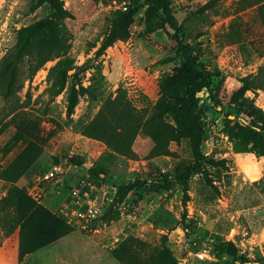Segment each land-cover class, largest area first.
I'll return each instance as SVG.
<instances>
[{
  "label": "rangeland",
  "instance_id": "374dc122",
  "mask_svg": "<svg viewBox=\"0 0 264 264\" xmlns=\"http://www.w3.org/2000/svg\"><path fill=\"white\" fill-rule=\"evenodd\" d=\"M62 1L69 18L58 27L69 33L72 65L65 89L54 94V60L24 83L15 112L0 102V264H155L161 249L177 264H264V154L250 135L264 130V92L247 91L245 103L232 100L264 66V0H250L246 9L239 7L248 3L243 0H170L221 102L216 105L207 90L197 96L206 131L202 153L213 164L190 180L185 204L175 170L193 153L188 139L174 136V116L160 113V122L151 124L156 138L139 132L126 154L84 134L108 99L125 98L145 122L156 113L161 85L180 63L171 32L149 26L144 7L128 37L102 50L113 14L133 1ZM49 13L41 0H0V59L18 31ZM233 21L242 40L228 45ZM73 85L78 102L69 118ZM55 165L65 170L61 180L39 184ZM97 165L108 167L107 174L95 177ZM35 187L39 201L30 197ZM74 187L98 198L101 217L108 214L95 222L97 233L69 228L58 242L26 255V238H36L39 229L29 221L21 235L25 220L16 216V198L29 213L34 208L23 194L55 216Z\"/></svg>",
  "mask_w": 264,
  "mask_h": 264
},
{
  "label": "trees",
  "instance_id": "16d2710c",
  "mask_svg": "<svg viewBox=\"0 0 264 264\" xmlns=\"http://www.w3.org/2000/svg\"><path fill=\"white\" fill-rule=\"evenodd\" d=\"M132 1V5L126 11L119 10L113 14L114 19L110 24L111 34L103 42L101 49L105 50L111 47L119 39H126L128 37L127 29L133 18L145 7L149 26L157 25L171 32L170 35L175 44V56L180 63L174 69L173 75L163 81L157 111L149 121L145 122L143 114L137 112L125 98L119 96L103 103L96 119L84 129V134L87 137L103 141L116 154H126L139 132L149 133L156 138L151 124L160 122V113L174 116L178 127L174 136L188 139L193 153V160L180 161L175 170V181L182 188L185 204L189 198L190 180L197 174H203L204 168L213 164V161L202 153L206 131L198 113L199 98L197 96L203 90H207L215 104L221 105L219 93L218 90L215 91V94L213 93L210 73L200 66L198 58L186 44L184 28L174 16L171 1L144 0V3H141V0ZM41 2L49 6V15L18 31L15 44L0 59V102L5 103L9 113L17 110V96L24 83H31L48 62L59 60L50 72V76L55 74L54 79L57 85L55 95L65 89L68 72L72 70V65L67 57L70 49L69 33L58 27L59 22L69 18L68 12L64 9V3L62 0H41ZM242 2H248L244 7L239 6L242 9L253 5L250 0ZM208 8L210 7H205L203 11ZM225 38L228 45L241 42L242 34L234 21ZM74 77H77L76 73ZM82 90L85 93L90 91ZM250 90L264 92V66L260 67L257 74L252 77L251 83L246 82L238 90L232 100L237 102L239 98L244 99L245 93ZM77 102L78 94L75 85H73L69 93L67 110L69 118L74 113ZM245 102L247 101L244 99ZM250 135L258 142L264 154V130L252 132ZM30 144L32 145L31 142ZM108 170V167L97 165L92 172L95 177H101L100 175H106ZM12 193H22V191L13 188ZM23 196L26 203L30 204V210L34 209L29 213L22 206L21 199L16 198L18 202L16 216L19 220H25L21 225V235L23 236V228L29 221L39 229L36 238L25 237L27 241L23 247L27 249L24 251L26 255L58 242L69 232V228L75 230L62 217L51 216L42 207H34V203L25 194ZM107 215L101 218L104 219ZM154 262L155 264H177L169 251L165 249H161L159 252L158 263ZM236 262L238 261H234V264ZM241 264L245 263L241 262Z\"/></svg>",
  "mask_w": 264,
  "mask_h": 264
},
{
  "label": "built area",
  "instance_id": "2783aa9c",
  "mask_svg": "<svg viewBox=\"0 0 264 264\" xmlns=\"http://www.w3.org/2000/svg\"><path fill=\"white\" fill-rule=\"evenodd\" d=\"M65 174V170L60 165H55L38 178L40 183H50L59 181ZM36 187L33 188L30 197L39 201V193L36 192ZM57 216L66 220L67 224L75 230H81L87 233H97L98 228L95 222L101 217L102 206L98 198L87 190L80 187H74L69 192L66 199L55 210ZM201 258L206 257L205 253H200Z\"/></svg>",
  "mask_w": 264,
  "mask_h": 264
},
{
  "label": "crops",
  "instance_id": "0c3cea01",
  "mask_svg": "<svg viewBox=\"0 0 264 264\" xmlns=\"http://www.w3.org/2000/svg\"><path fill=\"white\" fill-rule=\"evenodd\" d=\"M1 252H2V251L0 250V255H1ZM9 252H11V253H9ZM8 253H9V255H12V256L14 257V254H15V253H14L13 251L9 250Z\"/></svg>",
  "mask_w": 264,
  "mask_h": 264
}]
</instances>
